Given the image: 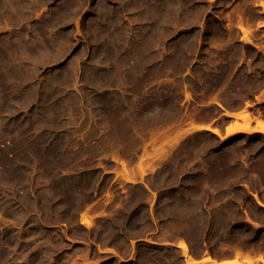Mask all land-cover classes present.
<instances>
[{
    "label": "rangeland",
    "instance_id": "374dc122",
    "mask_svg": "<svg viewBox=\"0 0 264 264\" xmlns=\"http://www.w3.org/2000/svg\"><path fill=\"white\" fill-rule=\"evenodd\" d=\"M0 58V264L264 252V134L227 136L264 122V0H0Z\"/></svg>",
    "mask_w": 264,
    "mask_h": 264
},
{
    "label": "bare ground",
    "instance_id": "6f19581e",
    "mask_svg": "<svg viewBox=\"0 0 264 264\" xmlns=\"http://www.w3.org/2000/svg\"><path fill=\"white\" fill-rule=\"evenodd\" d=\"M242 29V28H241ZM242 31H244V30H242ZM246 33V32H245ZM108 36V35H107ZM109 38V37H108ZM107 38V39H108ZM105 39V38H104ZM117 50V49H116ZM114 52V51H113ZM8 54V53H7ZM5 56V55H4ZM2 57V56H1ZM6 57V56H5ZM8 57V56H7ZM3 58V57H2ZM9 58V57H8ZM1 59V58H0ZM12 59V58H11ZM7 72V71H6ZM2 74H4V73H2ZM2 77V76H1ZM5 77L7 78V76L5 75ZM9 77H11V76H9ZM9 77H8V80L7 81H9ZM13 77V76H12ZM14 81H15V79H13ZM23 80V79H22ZM0 82H2V81H0ZM3 82H6V81H3ZM13 82V81H12ZM11 82V83H12ZM10 83V81H9V83H5V85H2V86H4V89H2V88H0V89H2V90H5L6 92H7V94L11 97V94L13 93V83L11 84ZM24 83V82H23ZM18 86V85H17ZM17 88V87H16ZM1 90V91H2ZM14 90H15V88H14ZM57 90V89H56ZM55 91V90H54ZM5 92V93H6ZM56 93V92H55ZM2 95V94H1ZM0 95V96H1ZM6 95V94H5ZM16 96V95H15ZM20 96V95H19ZM3 97H4V95H3ZM7 97V96H6ZM13 97L14 96H12V99H13ZM6 99H8V98H6ZM11 98H9V100H10ZM11 101V100H10ZM15 100H13V102H14ZM12 102V101H11ZM106 102H108V101H106ZM105 102V103H106ZM4 103V102H3ZM7 103V102H6ZM120 104V103H119ZM5 105V104H4ZM7 105V104H6ZM9 105V104H8ZM11 105H13L12 103H11ZM104 105V104H103ZM106 105H108L107 103H106ZM105 105V106H106ZM109 105H111V104H109ZM0 106H1V104H0ZM3 106V105H2ZM60 106V105H59ZM221 106V105H220ZM9 107V106H8ZM117 107H119V106H117ZM6 108V107H5ZM58 108V107H57ZM123 108V107H122ZM121 108V109H122ZM0 109H1V107H0ZM105 109H107V108H105ZM109 109H110V107H109ZM117 110V109H116ZM3 111V110H2ZM119 111H120V109H119ZM121 112V111H120ZM2 113V112H1ZM108 113H109V111H108ZM112 113V112H111ZM190 115V114H189ZM194 115V113H192V116ZM226 115H228V116H232V117H238V118H242V114H241V112L239 113V112H237V113H235V112H229V111H226ZM192 116H190V117H192ZM195 116V115H194ZM119 122V121H118ZM257 129H252L250 126H249V124H246V125H243V126H241V125H236V126H233V127H230L229 126V128H228V130H227V136H231V135H234V134H236V133H247V134H252V133H254V132H260V133H262V134H264V122L263 121H260V120H258L257 121ZM202 130H210V131H212L213 133H215V134H217V135H220V132L218 131V130H216V129H213V128H210V127H208V126H196V127H193V129H192V131H190V132H194V131H202ZM180 135H182V134H177V136H178V138H180L181 136ZM176 136V135H175ZM159 138H160V136H158ZM159 138H157L156 137V140L155 141H153L152 143H155V145H154V150L153 151H155V154L153 155V160L155 159V158H157L158 156H162L163 158H165L168 154H170V152L168 151V150H164V148L162 149V142L164 141V140H166V139H164L163 140V138H162V136H161V139H159ZM155 139V138H154ZM162 140V141H161ZM178 140V139H177ZM179 141V140H178ZM166 142V141H165ZM164 143V142H163ZM176 143H177V141H176ZM59 144V143H58ZM160 146H162L161 147V149L162 150H160ZM174 147H175V145H174ZM174 149V148H173ZM31 150V149H30ZM36 151V150H35ZM145 151H146V149H145ZM147 152L148 151H146V153L144 154L145 155V157L146 158H148V154H147ZM169 152V153H168ZM147 154V155H146ZM8 155V154H7ZM151 155V156H152ZM1 156H3V155H1ZM151 156L149 157V158H151ZM6 157V156H5ZM8 158H4V159H2L3 161H8L7 160ZM144 159V158H143ZM161 159V158H160ZM144 161V160H143ZM157 161H159V159L157 160ZM9 162V161H8ZM16 163V162H15ZM125 163V162H124ZM123 163V166H124V171H125V173H126V176H128V172H127V167H126V164H124ZM143 163V162H142ZM3 165H5L6 167H7V169L8 170H10V172L11 173H14L15 174V172H16V168H15V166H14V163H2ZM18 171V170H17ZM124 173V174H125ZM128 173V174H127ZM16 174H19V172L18 173H16ZM13 175V174H12ZM9 177V176H8ZM15 178H16V176H15ZM15 178H13V179H15ZM19 179H20V177H19ZM255 198L257 199V201H258V203L261 205V206H264V204L257 198V196H255ZM84 220V224H86V225H90L89 224V222H87L86 221V219L84 218L83 219ZM189 245V244H188ZM188 245H187V243H185L184 241H182V242H179L178 243V247L183 251V255L187 258V261H186V264H198V261H196V259H194V257L193 256H191L190 254H189V247H188ZM227 248H229V247H227ZM234 248V247H233ZM229 250V249H228ZM232 251V250H231ZM240 251V250H239ZM258 252H259V250H257ZM191 252V251H190ZM206 252V251H205ZM225 252V251H224ZM244 252H245V254H246V251L244 250ZM251 252V251H250ZM261 252V251H260ZM259 252V253H260ZM230 253V252H229ZM235 253V252H234ZM241 253V251L238 253V254H240ZM255 253H256V251H255ZM210 254V253H209ZM212 254V253H211ZM211 254L210 255H208L207 254V256H206V258H205V262H207V264H216V260L215 259H213V257H211ZM238 254L236 255V256H238ZM244 254V253H243ZM250 254V253H249ZM263 255V254H262ZM250 256V255H249ZM248 256V257H249ZM252 256V255H251ZM242 257V256H241ZM243 258H246V257H243ZM254 258V257H253ZM239 260V259H238ZM245 260V259H244ZM253 260V259H252ZM263 260V259H262ZM233 261H235L233 264H240V262H238L236 259L235 260H233ZM241 261V260H240ZM243 261V260H242ZM246 261L247 262H251V261H249V260H247V258H246ZM254 261V260H253ZM262 262H264V261H262ZM248 263V264H249ZM256 263V262H255ZM254 263V264H255ZM251 264V263H250ZM253 264V263H252Z\"/></svg>",
    "mask_w": 264,
    "mask_h": 264
},
{
    "label": "crops",
    "instance_id": "0c3cea01",
    "mask_svg": "<svg viewBox=\"0 0 264 264\" xmlns=\"http://www.w3.org/2000/svg\"><path fill=\"white\" fill-rule=\"evenodd\" d=\"M238 112H240V111H238ZM201 125H205V126H209L211 128H215V126L212 123H207V122H205V123L204 122H197V123L194 124V126H201ZM178 243H179V241H176L173 245L176 248L179 249V251H180V253L182 255V258H183L182 259L183 260V264H186L187 258L183 255V251L178 247ZM228 249L224 248L223 251H220V252L217 253V251H215L214 249H210V248L208 249L207 248V249L203 250V252H201L200 254H197V255L194 254L193 257H194V259H196V261H198V264H207V262H205L204 260H205V258L207 256V254H209V253L211 254L212 253L211 255H212L213 259L216 260L215 261L216 264H233L235 262L233 260H235V259L237 260V256L236 255L240 251H239L238 248H235V247L234 248L233 247L232 248H228ZM255 251L254 250H251V252L250 251H246V254H245L244 250H242L241 251L242 258L240 259L241 261L240 260L239 261L240 262H245L244 261L245 258H243V257H248L250 255L249 257H251L254 260V262H256L255 264H264V262H262V261H264V252L263 251L260 252V250H259L260 253L258 251H256V253H255Z\"/></svg>",
    "mask_w": 264,
    "mask_h": 264
}]
</instances>
